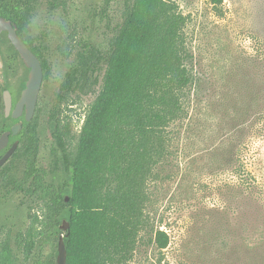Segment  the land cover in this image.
Returning <instances> with one entry per match:
<instances>
[{"label":"rangeland","instance_id":"1","mask_svg":"<svg viewBox=\"0 0 264 264\" xmlns=\"http://www.w3.org/2000/svg\"><path fill=\"white\" fill-rule=\"evenodd\" d=\"M172 1L185 17L193 82L183 116L168 127L167 151L152 168L145 225L123 264H264V0H222L217 6ZM123 9L124 0H72L71 11L36 13L49 70L36 112L37 164L43 168L52 169L53 149L60 154L47 115L65 73L84 44L108 49ZM0 58L2 126L12 122L2 117V89L15 99L27 72L16 55ZM100 84L86 94L70 90L60 105L71 147ZM6 166L19 178L24 162L19 157ZM44 213L35 194L0 179V250L8 239L10 264H34L57 250ZM156 229L168 236L164 248L154 243Z\"/></svg>","mask_w":264,"mask_h":264},{"label":"trees","instance_id":"2","mask_svg":"<svg viewBox=\"0 0 264 264\" xmlns=\"http://www.w3.org/2000/svg\"><path fill=\"white\" fill-rule=\"evenodd\" d=\"M209 2L217 6L222 0ZM184 23L172 0H124L122 19L108 49L101 52L84 44L56 92L47 115L60 150V154L52 150V169L37 164V113L10 135L19 143L8 160L20 157L24 167L18 178L9 175L12 167L5 162L0 179L44 202L47 232L56 240L64 233L65 264H123L133 254L145 225L147 181L167 151L168 127L183 116L186 88L193 82ZM37 56L47 78V60ZM100 82L71 147L60 105L70 90L86 94ZM5 128L8 125L0 126V132ZM62 218L69 221L67 231L58 227ZM167 242L166 232L156 229L155 245L164 248ZM56 253L34 264H56ZM11 261L5 239L0 264Z\"/></svg>","mask_w":264,"mask_h":264},{"label":"flooded vegetation","instance_id":"3","mask_svg":"<svg viewBox=\"0 0 264 264\" xmlns=\"http://www.w3.org/2000/svg\"><path fill=\"white\" fill-rule=\"evenodd\" d=\"M41 9H45L48 12L66 11V10L71 11L72 0H0V55H20L19 51L15 47L10 37V34H13L14 32L17 38L34 55H36L42 66V61L37 55H44V56L47 55L48 49L42 34L38 30L39 21L36 17V13ZM19 59L21 64L25 68L27 74L25 80L22 83L21 88L19 89L18 94L16 95V98L14 99L11 95L12 108L14 107L18 98L20 97L21 91L25 87V83L27 81L28 72H29V68L25 66L20 56ZM42 71H43V67H42ZM43 79H44V73L42 80ZM36 111H37V103L33 116L35 115ZM5 118L10 119L12 117L9 115ZM12 119L14 120H12V122L8 125V128L3 129V131L9 130L11 125L18 120H22V121L25 120L24 110L21 116ZM14 140L15 139H10L9 137L8 144L3 149L0 150V156H2V154L9 148V146Z\"/></svg>","mask_w":264,"mask_h":264},{"label":"water","instance_id":"4","mask_svg":"<svg viewBox=\"0 0 264 264\" xmlns=\"http://www.w3.org/2000/svg\"><path fill=\"white\" fill-rule=\"evenodd\" d=\"M12 42L20 53V58L26 67L29 68L27 81L25 87L21 91L20 97L16 101L12 108L11 93L7 88L2 90L3 100V115L5 117L11 116L12 118H18L21 116L24 110V119L30 121L33 117L34 110L37 103V97L41 88L43 71L39 59L34 55L14 34H10ZM3 66L0 58V68ZM23 121L18 120L13 123L9 130H4L0 133V150L3 149L9 141L10 135H16L22 128ZM18 140L15 139L9 148L0 156V167L10 158L15 149L18 146ZM65 201L68 200V196L64 197ZM59 229L67 231L69 228V221L62 218L58 224ZM64 233L59 234L57 242L56 264H65L66 250L63 241Z\"/></svg>","mask_w":264,"mask_h":264}]
</instances>
